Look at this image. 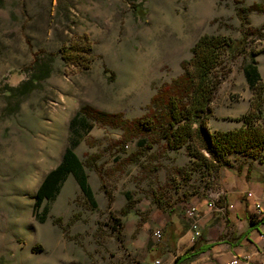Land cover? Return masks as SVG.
<instances>
[{
	"label": "rangeland",
	"instance_id": "rangeland-1",
	"mask_svg": "<svg viewBox=\"0 0 264 264\" xmlns=\"http://www.w3.org/2000/svg\"><path fill=\"white\" fill-rule=\"evenodd\" d=\"M3 1L0 264H125L131 258L110 215L119 217L127 191L135 203L142 194H157L158 173L178 175L176 160L160 142L146 147L140 164L125 163L136 143L122 151L123 131L86 121L80 109L88 105L128 119L145 115L151 97L182 73L195 42L209 34L245 40L244 55L231 60L225 53L216 68L222 81L212 102L213 110L244 115L253 94L243 65L257 58L264 69V12L250 7L264 0ZM84 33L95 60L90 69L71 73L59 51ZM44 66L49 74L30 92L3 95L5 84L18 86ZM68 147L86 163L99 156L96 167L86 169L98 207L70 175L53 200L35 209L37 188ZM107 192L114 199L110 208Z\"/></svg>",
	"mask_w": 264,
	"mask_h": 264
},
{
	"label": "trees",
	"instance_id": "trees-1",
	"mask_svg": "<svg viewBox=\"0 0 264 264\" xmlns=\"http://www.w3.org/2000/svg\"><path fill=\"white\" fill-rule=\"evenodd\" d=\"M3 5L4 1L0 0V7ZM250 9L264 12V4H254ZM135 11L139 17V10L135 8ZM245 52L244 38L232 40L223 35L204 34L195 42L191 57L182 61V73L164 84L151 97L145 115L128 119L121 113H108L88 105L83 106L80 113L86 121L92 120L121 129L123 135L118 143L122 151L127 142L136 143V152L128 156L125 163L140 164L146 147L163 142L164 150L184 149L189 157L187 166L174 168L185 180L200 170L215 177L221 166L229 165L227 157L231 154L239 153L253 159L264 158V82L258 73L255 59L243 65V73L253 96L249 110L235 119L242 122V126L228 131H211L208 125L214 117L212 102L222 81V76L214 74L216 68L221 65L225 53L232 60ZM59 55L71 73L90 69L95 60L92 42L86 33L68 40L61 47ZM49 69L44 66L37 73L30 72L28 79L18 86L5 84L1 88L3 95L7 98L24 96L47 77ZM104 72L110 73L108 69ZM89 127L88 123L87 129ZM94 159L98 160L99 156L90 157L88 163L83 162L72 147L66 148L60 163L46 174L39 185L35 194V209L44 201L53 200L70 175L77 182L86 201L96 209L98 202L86 170L90 166L96 167ZM125 195L127 204L120 211L119 217L110 215L114 230L119 232L122 219L128 216L135 204L130 196ZM107 196L110 208L114 199L110 192H107ZM208 249L210 246L203 247L195 242L185 255L176 259L175 264H188Z\"/></svg>",
	"mask_w": 264,
	"mask_h": 264
},
{
	"label": "crops",
	"instance_id": "crops-1",
	"mask_svg": "<svg viewBox=\"0 0 264 264\" xmlns=\"http://www.w3.org/2000/svg\"><path fill=\"white\" fill-rule=\"evenodd\" d=\"M255 60L264 81V69ZM247 86L253 94L248 83ZM236 111L215 109L208 123L210 130L241 127L242 122L235 119L243 114ZM171 152L176 160L173 168L187 166L189 157L184 149ZM227 161L229 165L221 166L215 177L202 170L194 172L188 180L180 173L173 174V169L158 173L157 194L139 196L132 211L122 219L119 233L131 258L125 264H151L156 260L175 264L195 242L210 249L188 264H228L235 256L248 257L243 264H264V218L258 224L250 222L251 200L247 198L252 193L264 209V158L234 153ZM126 194L134 199L129 191ZM189 206L197 210L195 230L185 217ZM156 231L161 232L159 240L154 237Z\"/></svg>",
	"mask_w": 264,
	"mask_h": 264
},
{
	"label": "built area",
	"instance_id": "built-area-1",
	"mask_svg": "<svg viewBox=\"0 0 264 264\" xmlns=\"http://www.w3.org/2000/svg\"><path fill=\"white\" fill-rule=\"evenodd\" d=\"M247 198L249 200H251L249 205H248V208H249V220H250L251 223L258 224L264 218V209L261 206V204L259 203V201L254 198L252 193H248L247 194ZM184 213H185V217L189 221H191L192 229L195 230L197 228V221H196L197 210H196V207L189 206L185 210ZM154 237L157 240L161 239V237H162L161 232L160 231H156L154 233ZM263 238H264V235H263ZM247 260H248V257L240 258L239 256H235V257H233V259L228 264H243ZM151 264H162V263H161V261L156 260V261L152 262Z\"/></svg>",
	"mask_w": 264,
	"mask_h": 264
}]
</instances>
